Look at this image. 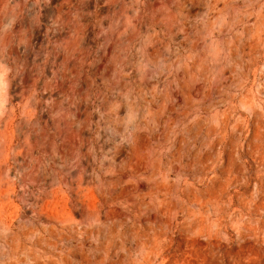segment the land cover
<instances>
[{"label":"rangeland","instance_id":"374dc122","mask_svg":"<svg viewBox=\"0 0 264 264\" xmlns=\"http://www.w3.org/2000/svg\"><path fill=\"white\" fill-rule=\"evenodd\" d=\"M254 131L264 0H0V264H264ZM142 191L135 216L124 199ZM40 217L45 243L22 234Z\"/></svg>","mask_w":264,"mask_h":264},{"label":"bare ground","instance_id":"6f19581e","mask_svg":"<svg viewBox=\"0 0 264 264\" xmlns=\"http://www.w3.org/2000/svg\"><path fill=\"white\" fill-rule=\"evenodd\" d=\"M260 40V39H259ZM254 46V45H253ZM255 48V47H254ZM253 48V49H254ZM251 49V48H250ZM247 57V55L245 56ZM248 60V59H247ZM252 61V60H251ZM251 64V63H250ZM248 65V64H247ZM246 65V66H247ZM247 69V68H246ZM249 97V96H248ZM246 97V98H248ZM229 98V97H228ZM244 100V99H242ZM241 100V101H242ZM247 101V100H246ZM245 102V101H244ZM250 102H248L249 105ZM180 105H182V111L181 117L184 118V121L182 122L183 129H188V132H192L197 136V132L199 133L200 129V123H201V118L199 115V108H200V102L197 98L190 97L188 101L180 100ZM249 108V107H248ZM254 106L252 107V109ZM250 110V109H249ZM259 113V112H258ZM257 113V114H258ZM256 114V116H257ZM259 115V114H258ZM258 117V116H257ZM170 119V118H169ZM178 123H179V119ZM176 120V122H177ZM256 120V119H255ZM160 122V120H159ZM168 122V120H167ZM163 123V122H162ZM177 124V123H176ZM184 124V125H183ZM240 124V123H239ZM172 125V124H171ZM256 126V124H254ZM178 126V124H177ZM170 127V126H169ZM176 127V126H175ZM262 127V126H261ZM258 127V130L260 131V128ZM196 129V131H195ZM262 130V128H261ZM204 139L209 140V144L212 145L213 143V138L211 139L212 135L214 134V131L211 127L207 128L204 130ZM221 131H223L225 134L227 132V127L226 125L222 126ZM172 133V132H171ZM255 137L260 139L262 142L263 139V134L264 133H259L258 131H254ZM200 134V133H199ZM163 135V134H162ZM220 137V136H219ZM254 137V136H253ZM254 137V138H255ZM222 138L225 140V135H222ZM250 139V138H249ZM221 140V139H220ZM253 142V140H252ZM182 143V142H181ZM255 140H254V146H255ZM253 144V143H252ZM180 147V145H179ZM254 148V147H253ZM252 147L251 149L254 150ZM256 151V150H254ZM253 151V152H254ZM197 153V152H196ZM257 152H255L256 154ZM231 157V156H230ZM131 159V158H130ZM264 161V160H263ZM143 165V164H142ZM143 169V168H142ZM131 176L132 177H137L140 174V170L138 168L131 167ZM152 173V172H150ZM156 177V174H155ZM154 187V186H153ZM157 188H154V190ZM157 196L161 195V190L158 189L157 192H155ZM151 192H141V193H128L124 199V202H126V205L129 207V210L134 213L135 216L140 215L144 211L150 208L151 206ZM257 206V205H256ZM258 207V206H257ZM50 208V207H49ZM151 209V208H150ZM151 211V210H149ZM41 218V217H40ZM39 218V219H40ZM52 218V217H51ZM53 219V218H52ZM51 219V220H52ZM50 219H42L41 218V223L43 224L41 228H38L36 230H31V231H24L22 234L24 236H30V235H36V243H45L47 242L50 238L53 239L55 236L54 234L56 233L54 225H52V221ZM25 230V229H24ZM134 234L137 236V245L140 248V250L145 254V256L148 258L150 253L153 251L154 247L159 246V243H157V238L151 233L150 229L147 227H142L134 232ZM21 238V237H20ZM11 240V238H10ZM9 240V241H10ZM31 240V239H30ZM15 242V240H14ZM13 242V243H14ZM54 250V249H53ZM150 257V256H149Z\"/></svg>","mask_w":264,"mask_h":264}]
</instances>
